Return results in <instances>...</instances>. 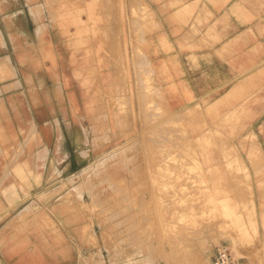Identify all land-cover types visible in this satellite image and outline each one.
<instances>
[{"label":"rangeland","instance_id":"1","mask_svg":"<svg viewBox=\"0 0 264 264\" xmlns=\"http://www.w3.org/2000/svg\"><path fill=\"white\" fill-rule=\"evenodd\" d=\"M32 1L43 86L22 84L0 39V202H32L17 218L31 224L14 229L86 264H214L225 243L243 264L260 233V96L247 87L170 110L144 50L158 0Z\"/></svg>","mask_w":264,"mask_h":264},{"label":"crops","instance_id":"2","mask_svg":"<svg viewBox=\"0 0 264 264\" xmlns=\"http://www.w3.org/2000/svg\"><path fill=\"white\" fill-rule=\"evenodd\" d=\"M33 3L32 0H0V39L6 47H13L11 53L16 56V77L23 85L39 88L44 81L36 77L38 73L33 71L35 67L31 59L36 58L41 40ZM152 5L158 28L148 39L144 50L168 108L180 111L203 98L215 102L249 87L250 92L260 96L254 109L263 111L254 123L264 119V0H158ZM16 47H19L18 51ZM22 56L27 58L26 61L21 60ZM42 106L47 109L44 102ZM259 125L264 126L262 122ZM7 127L11 128L9 124ZM259 135L264 151V130ZM5 136L6 133L0 129V137ZM41 138L42 144L49 149L46 158L50 172L53 169L54 137ZM16 139L14 137L13 141ZM71 142L72 145L78 144L76 137ZM26 155L23 153L19 159ZM30 159H35L34 153ZM253 177L259 239L255 246H243L240 251L243 264H264V183L263 187L257 185L264 182V172L258 176L254 168ZM2 200L0 264H86L83 257L80 261V257L72 255L68 248L57 247L53 252L48 250L47 242H41L43 246L37 249L38 243L45 239L39 238L35 244L32 227L24 232L16 231V225H22L24 220V223L31 224L28 221L30 216L22 217L21 221L17 219L23 209L30 206L31 200L17 204V200ZM16 219L14 229L13 221ZM62 249L66 250V256H63Z\"/></svg>","mask_w":264,"mask_h":264},{"label":"built area","instance_id":"3","mask_svg":"<svg viewBox=\"0 0 264 264\" xmlns=\"http://www.w3.org/2000/svg\"><path fill=\"white\" fill-rule=\"evenodd\" d=\"M214 264H242L240 257H237L230 245L221 244L216 251Z\"/></svg>","mask_w":264,"mask_h":264},{"label":"bare ground","instance_id":"4","mask_svg":"<svg viewBox=\"0 0 264 264\" xmlns=\"http://www.w3.org/2000/svg\"><path fill=\"white\" fill-rule=\"evenodd\" d=\"M142 8V7H141ZM140 12V11H139ZM142 40V39H141ZM125 221V220H124ZM119 222V221H118ZM117 222V223H118ZM180 228V227H179ZM139 237V236H138ZM129 238V237H128ZM127 239V238H126ZM131 239V238H130ZM141 239V238H140ZM128 240V239H127ZM139 240V239H138ZM141 242V240H139V243ZM142 244V243H141ZM180 247V246H179ZM182 249V248H181ZM184 248H183V252H184ZM184 261V260H183ZM144 263V261H140V260H137L135 257L133 256H130V259H129V262H127V264H142ZM153 262H150V264H152ZM179 263V262H178ZM124 264V263H123Z\"/></svg>","mask_w":264,"mask_h":264}]
</instances>
